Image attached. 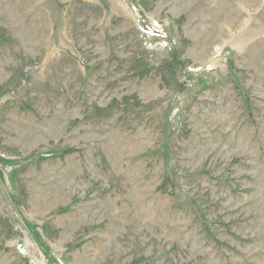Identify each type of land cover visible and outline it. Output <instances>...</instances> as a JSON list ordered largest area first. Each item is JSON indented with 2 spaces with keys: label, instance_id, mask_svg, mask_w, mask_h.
<instances>
[{
  "label": "rangeland",
  "instance_id": "374dc122",
  "mask_svg": "<svg viewBox=\"0 0 264 264\" xmlns=\"http://www.w3.org/2000/svg\"><path fill=\"white\" fill-rule=\"evenodd\" d=\"M0 264H264V0H0Z\"/></svg>",
  "mask_w": 264,
  "mask_h": 264
}]
</instances>
